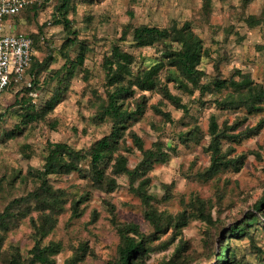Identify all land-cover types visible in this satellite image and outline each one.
<instances>
[{
    "label": "rangeland",
    "instance_id": "1",
    "mask_svg": "<svg viewBox=\"0 0 264 264\" xmlns=\"http://www.w3.org/2000/svg\"><path fill=\"white\" fill-rule=\"evenodd\" d=\"M60 2L38 0L35 2L39 5L37 20H28L25 13L11 20V32L36 35L42 28L40 37L44 40L41 39L40 47L35 48L36 57L42 60L52 54L56 62L50 69H58L65 63L59 49L66 41V32L62 25L55 24ZM72 4L74 10L68 19L73 21V28L89 47V52L54 111L45 121L21 125V118L10 108L15 107L17 97H26L41 109L57 88L55 82L46 83V72L37 76L32 90L35 95L25 87H12L0 99V212H4L13 200L25 197L33 190L34 182L26 176L30 168L43 167L47 142H64L86 151L109 134L110 124L96 126L91 120L95 114L93 92L101 95L105 92L102 67L105 56L113 45H121L125 51L138 57L139 68L155 64L163 49L162 44L143 49L134 47L132 32L127 40H121L127 28L134 29L144 24L167 28L174 23L182 26L191 22L210 50V57L204 58L201 65L206 79L216 76H235L238 79L237 71H240L255 82L264 84V24L251 28L247 23L248 17L262 14L264 0H254L248 7H244L242 0H212V12L208 18L202 0H73ZM75 55L76 51H72L71 56ZM169 87L190 106V114L186 116L166 103L164 109L172 113L173 122H163L149 109L145 117L133 126L147 149L161 141L170 153L164 164L156 165L149 173L152 178L149 193L155 197L152 210L158 215L175 216L192 196L198 195L212 202L216 224L210 226L204 221L194 220L173 244L165 248L174 235L173 230L169 228L166 232L156 233L146 216L149 209L132 192L126 176L119 179L115 192L107 194L94 188L89 179L77 173L56 175L51 177V182L67 193L68 201L57 216L53 232L42 242L45 247L56 246L59 250L58 253H50L54 264H116L121 242L118 227L130 224L138 225L147 237L153 236L151 245L154 250L146 257L147 264H163L173 259L179 264H213L216 256L222 253L224 234L232 225L243 223L255 211L256 204L263 200L264 128L258 135L233 144L232 158L247 155L241 171H227L215 179L203 180L198 173L210 165L207 151L210 116L215 115L221 126L225 123L232 126L245 115L217 107L215 100L228 91L200 99L199 93L192 97L183 94L173 83ZM146 94L150 106L162 101L158 93ZM261 119H264V113L250 116L235 133L254 127ZM196 124L201 130L198 142H184ZM127 144L133 147V153L126 155L130 167L134 168L142 155L131 138L127 139ZM25 145L30 147L27 151ZM170 146L176 147V152L170 151ZM86 196L88 198L80 204L81 214L77 215L73 200ZM14 211L17 220L8 230L0 229V236L4 237L0 264H13L18 255L23 260L33 256L31 251L37 237L34 221L39 222V213L32 210L24 216L18 209ZM256 215L263 221L251 227L248 236L230 240L239 264H264V206ZM82 247H87L85 254L80 251ZM77 254L81 259L77 260Z\"/></svg>",
    "mask_w": 264,
    "mask_h": 264
},
{
    "label": "trees",
    "instance_id": "2",
    "mask_svg": "<svg viewBox=\"0 0 264 264\" xmlns=\"http://www.w3.org/2000/svg\"><path fill=\"white\" fill-rule=\"evenodd\" d=\"M72 1L61 0L55 13L57 18L55 24L62 25L66 32V41L59 49L65 59L64 65L58 69H50L51 64L56 62V58L49 54L42 60L35 56L31 68V72L37 76L46 72V83L50 85L55 82L57 88L53 97L41 109L30 98L17 97L14 106L18 109H14L13 106L10 108L13 114L21 118V125L45 121L46 117L54 111L62 94L68 90L77 68L85 62L89 47L79 39L78 32L73 28V21L68 19L70 12L74 10ZM202 1L208 18L212 12V0ZM253 1L242 0V3L244 7H248ZM38 8L39 5L35 3L28 6L22 13H25V17L30 21L37 20ZM247 23L251 28L264 24V10L258 17L254 15L248 17ZM131 32L133 46L138 49L162 44L161 57L151 66L137 68L138 57L125 51L118 44L113 45L109 54L105 56L102 66L105 72V92L104 95L97 91L93 92L95 114L91 120L96 126L110 124L111 130L86 151L78 150L64 142H47L43 167L30 168L26 176L33 180V190L25 197L13 200L4 212H0V229L4 231L17 220L15 209L24 216L32 210L39 213V222L34 221L37 237L31 251L33 256L23 260L18 255L13 264H37L38 262L54 264L50 253H58L59 250L56 246L45 247L42 242L53 232L57 216L64 210L68 201L67 193L51 182V177L56 175L77 173L82 178L89 179L94 188L107 194L115 192L119 187V179L126 176L132 192L139 196L149 209L146 216L156 233L166 232L169 228L173 230L174 235L165 248L173 244L182 234L183 229L194 220L204 221L210 226L216 224L212 214V202L198 195L192 196L190 202L186 203L184 209L175 216L158 215L152 210L155 197L149 193L152 182L149 173L156 165L164 164L170 158V153L164 149L161 141L155 142L152 148L147 149L143 139L133 130V126L145 117L149 109L160 116L163 122H173L172 113L164 109L166 103L181 110L186 116L190 114V106L183 102L181 96L172 92L170 83H173L185 95L194 97L199 93L200 99L207 95H221L228 91L223 97L215 100L217 107L225 111L241 112L245 116L239 120L238 124L235 123L232 126L228 123L221 126L215 115L210 116V144L207 149L210 154V165L198 175L199 178L209 181L227 171L239 172L246 162L247 155L241 154L232 158L231 154L235 151L233 144H240L243 140L258 135L264 128V119H261L254 127H247L237 133L235 131H238L239 126L245 124L250 116H259L264 113V84L255 82L250 76L240 71H237L238 79L235 76L232 78L216 76L213 79H206L207 75L201 65L204 58L210 57V50L205 47L203 39L195 32L191 22H185L182 26L174 23L167 28L145 24L134 29L127 28L121 40H127ZM41 33L42 28L40 33L29 35L34 40L35 48H39L41 41L44 40L40 37ZM72 51H76L75 57L71 56ZM146 93H158L162 96V101L150 106V99ZM200 135L201 130L196 124L187 133L184 142H198ZM128 138L132 139L134 147L142 155L141 161L134 168L130 167L129 158L126 155L133 153V147L127 144ZM228 144L231 145L227 146ZM27 148L30 147L25 145V151ZM169 150L176 152V147L170 146ZM1 186L0 183V189ZM87 198L88 196L81 200H73L72 206L77 215L81 214L79 212L81 202ZM263 206L264 198L256 204L255 211L243 223L234 224L229 228L223 236L222 253L216 256L213 264H239L230 240L248 236L250 228L263 221L256 215L257 212L262 211ZM25 209L26 212H23ZM118 232L121 242L115 263L147 264L146 257L154 250L151 245L153 236L144 235L136 224L119 226ZM3 238L0 236V256ZM80 251L85 254L87 247H82ZM79 258L81 259L77 254V260ZM163 264L179 263L173 259Z\"/></svg>",
    "mask_w": 264,
    "mask_h": 264
},
{
    "label": "built area",
    "instance_id": "3",
    "mask_svg": "<svg viewBox=\"0 0 264 264\" xmlns=\"http://www.w3.org/2000/svg\"><path fill=\"white\" fill-rule=\"evenodd\" d=\"M36 1L0 0V99L12 87H25L35 95L37 75L31 72L35 43L27 34L11 32V20Z\"/></svg>",
    "mask_w": 264,
    "mask_h": 264
}]
</instances>
